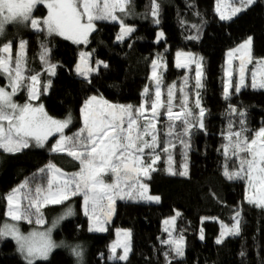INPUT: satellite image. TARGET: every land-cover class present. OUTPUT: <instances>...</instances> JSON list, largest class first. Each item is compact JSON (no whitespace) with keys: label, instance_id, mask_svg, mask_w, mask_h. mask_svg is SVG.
Listing matches in <instances>:
<instances>
[{"label":"trees","instance_id":"trees-1","mask_svg":"<svg viewBox=\"0 0 264 264\" xmlns=\"http://www.w3.org/2000/svg\"><path fill=\"white\" fill-rule=\"evenodd\" d=\"M217 0H156L159 15H151V0H131L124 22L133 26L134 32L124 40H116L119 24L110 20L94 21L95 29L89 34L84 48L90 51V62L94 71L86 77L80 76L75 68L81 56L82 44L75 43L57 34L42 31H19L14 34L23 37L27 44L26 71L28 76L38 75V95L33 103L43 106L50 117L65 119L71 116V123L65 128L66 136H72L84 127L80 108L92 94L104 101L121 105L137 106L141 101V90L148 80L151 59L163 54L165 69L160 86L161 101L166 104L168 88L175 85L173 111H180L179 85L188 77L185 93L195 115L191 79L192 66L186 70L174 65V54L178 49L201 56L203 88L200 93L201 106L205 109L204 128L192 129L190 137L184 139L190 144L185 158V149L175 134L167 140L175 145L167 153L158 149L160 159L150 177H141L147 184V193L156 195L159 201L140 199H116L109 207L106 231H90L86 214L82 213L83 194L71 196L62 204H48L42 208L44 224L18 222L22 230L42 228L70 206L74 214L53 231L52 237L62 241V247L53 250L48 260H36L34 264H264V208L250 204L246 199L247 179H228L225 172L240 169V160L232 155L229 132L246 129L242 133L249 141L256 139V133L264 128V89L249 86L235 91V77L231 78L230 96H224L225 53L240 41L251 37L252 57L264 56V0L244 8L228 20L218 17L214 4ZM43 16L46 9L37 5L34 11ZM119 16L124 13L117 11ZM159 20V24L155 20ZM10 27V26H8ZM8 28L7 30H10ZM157 30L163 33L156 40ZM195 37V38H192ZM4 40V39H3ZM42 45L48 49L46 60L41 59ZM103 61L104 64H97ZM55 68L49 73V65ZM48 77V85L42 86V77ZM3 80L0 77V84ZM149 89L145 97L147 105L155 91ZM24 97V96H23ZM21 97V98H23ZM18 99H21L17 96ZM27 98V97H24ZM230 106L237 109L236 113ZM160 108L159 125L170 121ZM239 111L244 116L238 115ZM243 119L244 124L241 125ZM177 131L182 132L180 121ZM231 125V128H230ZM161 128V127H160ZM54 137L44 145L29 146L19 152L0 149V225L5 218L6 194L14 186L29 181V187L47 185V174L40 173L49 161L64 169L75 171L79 163L66 152H52ZM233 142L235 138L233 137ZM165 140V141H167ZM161 142L159 148L164 147ZM152 151V150H151ZM147 151V152H151ZM172 160L169 162L168 156ZM242 156L246 154H241ZM250 158V157H249ZM187 163V175L179 172ZM171 167L177 174H170ZM27 205V201H23ZM171 232L184 239V255L177 256L167 241L168 232L161 219L174 213ZM235 211L240 212V230L216 243L223 222L228 223ZM116 227L130 230V249L125 261L108 259L109 243ZM199 232L203 239L198 238ZM79 246L82 256L77 258L73 248ZM0 264H26L17 253L14 242L9 238L0 241Z\"/></svg>","mask_w":264,"mask_h":264},{"label":"snow or ice","instance_id":"snow-or-ice-1","mask_svg":"<svg viewBox=\"0 0 264 264\" xmlns=\"http://www.w3.org/2000/svg\"><path fill=\"white\" fill-rule=\"evenodd\" d=\"M255 0H240L241 7L233 8L231 15L221 14L222 20L231 19L238 12L242 11L252 5ZM131 0H0V34L5 31V26L8 24H22L25 27L30 26L36 31H44L49 34L57 33L64 35L68 39H73L74 42L80 43L81 40L87 42V35L95 29L94 21L97 20H111L119 21L120 33L117 40H124L131 33L134 28L124 23V20L116 13H124L128 15V5ZM46 4L48 8V16L41 19L34 18L33 11L37 5ZM153 17L159 15V4L156 0H151ZM219 11V8L217 9ZM87 22H84V18ZM155 23L159 24L156 19ZM163 33L158 34L162 36ZM195 38V37H192ZM28 42L21 39L16 45L15 54L13 55V42L9 41L0 45V73L6 74L9 79V87L11 91H6L4 87H0V149L6 152H19L22 149L30 146V141L34 140L37 146H43L44 142L53 133H59L60 138L56 144L53 145L51 151L66 152L73 160L79 161L80 170L74 173H65L62 169L57 168L51 162L40 169V173L47 174V185L38 184L35 188L29 187V181L26 180L6 197L8 202V209L6 215L12 221L19 222L27 220L31 222L32 216H35L36 224H44L42 208L48 204H62L69 200L71 196L83 194L85 201V214H87V205L91 202L93 209H95L105 198L109 201L111 208L114 203L116 195L120 199L125 197L129 199H144L150 201H159L158 196L147 195V184L140 183V191L137 193L133 189L137 188L138 178L140 176L150 177V173L156 169L153 165L156 164L160 156L157 153L158 149L167 153L169 147H175L171 140L164 141V147L159 148L161 141L156 132L157 118L160 113L159 109L166 107L167 111L164 115L167 116L169 123V130L166 133L171 137L175 134L179 138L180 143L185 149V158L187 156V149L190 144L184 137H190L194 127L204 128L203 118L205 109L201 106L200 93L196 92L195 107L199 109L198 116L194 114L187 96L183 95L184 87H181L180 92L181 104L180 111H173V99L175 85L168 88V98L166 104L161 101L162 74L157 71L159 63L157 59L152 61V75L151 80L155 82V99L151 101L150 110L151 118L146 115L147 109L145 104L147 100L142 101L139 107L134 108L132 105H110L107 101H102L107 107L95 112L89 111L84 115V127L72 136L64 135V129L71 123V116L69 115L64 120H54L48 117L43 112V106L34 108L31 103L18 105L12 99L17 91L23 86L26 79L24 71L26 68V50ZM246 49L250 55L251 37L244 44L239 46ZM43 52L41 59L46 60L48 49L42 45ZM83 56V53L81 54ZM187 55L177 53V67H186L190 60L181 63L179 57ZM231 55V53H230ZM251 60H249V63ZM262 65L260 78L257 79V72H252L253 88L264 89V61H258ZM97 64H104L103 61H97ZM104 67H107L104 64ZM55 65H49L48 70L52 71ZM246 64L241 59L240 64V79L235 85V91L239 92L242 87H245ZM196 89H202L201 63H196ZM79 72V68H77ZM81 75H87L86 72H80ZM231 77V73H226ZM30 79L33 87L29 90V99L37 98V90L34 85L38 82V75H31L27 77ZM187 80L185 81V86ZM232 85L229 81L224 85V96L227 99L230 96L229 88ZM142 97L149 96V89L145 87L141 93ZM95 97L90 100H95ZM88 102H86V107ZM233 113L237 109L230 106ZM238 115L243 117V111H239ZM143 119V125L139 121ZM175 121H180L182 125V132H178V125ZM5 122H7L5 124ZM244 124L243 119L241 125ZM231 128V125H230ZM246 131L243 127L240 131L229 132V145L225 146V153L231 149L232 155L240 160V169L238 171L229 173L225 172L228 179H244L246 178L249 184L257 188L258 195L255 198H249L248 202L257 207L264 208V128H261L256 136L259 137V144L257 139L249 141L247 137H243L242 133ZM86 133V134H85ZM151 136L149 141L146 137ZM235 138L234 142L232 138ZM145 149L152 150L147 153L151 156V163L146 164L143 160L145 156ZM241 154H246L242 156ZM250 157V158H249ZM171 162V155L168 156ZM183 171L179 175H187V163L183 166ZM167 171L175 175L171 167ZM111 174L114 176L113 183H105L104 176ZM123 184V187H122ZM123 193L122 195H120ZM27 201V205L23 203ZM68 215L71 214L69 210ZM240 213L237 211L234 220L235 223L231 228H226L221 233L220 238L216 243H221L225 235H235L240 230ZM62 218V217H61ZM174 219V218H173ZM97 231H105L103 227L89 229ZM51 228L45 231L34 230L27 235L21 233L16 223H5L0 226V239L11 237L16 241L17 250L24 258L26 264H34L36 260H48L53 250L58 247L51 238ZM126 237H130V232H125ZM203 239V236H201ZM168 243V241H165ZM183 237L175 241V248L173 251L177 256H183L184 251L182 247ZM117 247L123 248V254H117ZM111 255L109 259H116L125 261L128 258V253L131 251L129 243H116L110 246ZM73 254L80 258L82 252L79 246L73 248Z\"/></svg>","mask_w":264,"mask_h":264},{"label":"rangeland","instance_id":"rangeland-1","mask_svg":"<svg viewBox=\"0 0 264 264\" xmlns=\"http://www.w3.org/2000/svg\"><path fill=\"white\" fill-rule=\"evenodd\" d=\"M41 5H43L44 8L46 9L45 14L43 16H40L39 14H36L34 12L35 11V9H34L33 16H34V18H38V19H41L42 20L43 18H45V17L48 16V8H47L46 4H41ZM214 7H215V10H216V13H217L218 17L220 18V15L221 14L231 15L232 9L233 8H236V7H241V4H240V0H217L215 2V4H214ZM218 8H219V11H217ZM116 14L119 16L118 13H116ZM119 17H121V16H119ZM121 18L122 19H124V18L126 19V15L123 14V17H121ZM84 22L85 23L87 22V18L86 17L84 18ZM115 22H117L119 24L118 33L116 35V40H117V36L120 33L121 28H120L119 21H115ZM124 23L126 25H128V26L133 27L129 23H126V22H124ZM8 26H10V27H8ZM8 28H11V29L10 30H7ZM19 31H36V30L32 29L30 26L25 27L22 24H8V25L5 26L4 33L3 34H0V45H3L4 43H7L9 41L12 42L13 37L10 38L8 36H12L14 34H18ZM42 32L48 33L46 29L44 31H42ZM54 34H57V33H54ZM89 34L87 35V38H86L87 41H88ZM158 34H160V30H157L156 38H155L156 40H158L160 38V36H158ZM57 35H59V34H57ZM59 36H61L63 38H66V36H64V35H59ZM21 39L24 40L25 38H23V37H17L16 36V45L19 43V41ZM66 39H68V38H66ZM248 39H249V37H247L246 39L240 41L239 43H237L236 45H234L230 50H228L225 53L224 85H225V82L226 81H229L231 83L232 76L235 77V83L234 84L235 85L238 84L239 79H240V71H239V69H240L241 59H243L244 62H245V64H246L245 74H244L245 85H247L249 87H252L251 84H252V72L253 71H256L257 72V79L260 78V72H261L262 65L259 64L258 61H264V56L263 57H259V58H254V57H252L251 53L249 55L248 50L242 49V48L239 47L240 45L244 44L245 41H247ZM68 40L74 42L73 39H68ZM86 43L87 42H84L83 40H81V42L79 43V44H82L81 54L83 53V56L82 55L80 56V58L78 60V64H77V66L75 68L76 72L80 76H82V77H86V76L90 75V73H92L94 71V69H95L94 66H92V64L90 62V59H91L90 51L88 49L84 48V46L86 45ZM15 50H16V47L13 49V55L15 54ZM177 53L187 54V55H181L179 57V60H180L181 63H184L186 60H190L191 61L190 63H188V65L186 67H183V68H185L186 70L188 69L189 66H192V68H193V74H192L191 79L194 82L192 84V89H193V98H195L196 97V92H197V89L195 87V85H196V71H197V69H196V63L197 62H200L201 63V56L200 55H197V54H194V53H192L190 51H186V50H183V49H178L175 52V54H174V65L175 66L177 65V59H178ZM230 53H231V55H230ZM154 59H157L158 60V63H159L160 66L157 69V71L162 74V79H163V71L165 69V61H164V58H163V54L161 53V54H156L151 59L150 69H149V73H148V80H147L146 84L144 85V87L142 88L141 93L144 91L145 87L153 88L154 91L156 89L155 82L150 79V77L152 75V61ZM249 60H251L250 63H249ZM77 68H79V70H80L79 72L77 71ZM48 72L51 73V71H48ZM80 72H86L87 75L86 76L85 75H81ZM229 72L232 74L231 77H229L226 74V73H229ZM23 74L26 77V79H25V81L23 83V86L20 88L19 91L16 92V94L12 97V99L18 105H24L25 103H31V105L34 108H39L41 106V104L40 105H37L36 103H33L32 102V100H35V99H32V100L29 99V90H30V88L33 87V84H32V82H31L30 79H27V77H30L31 75L28 76L27 71H26V68H25V71H24ZM0 77L3 80L2 84H0V87H4L6 89V91H9L10 92L11 91V88L9 87V79H8L7 75L6 74H3V73H0ZM186 80H188V77L187 76H184L182 78L181 84L179 85L178 94L181 93L180 92V89H181V87H184L185 86V81ZM41 82H42V86L43 87L44 86H47L48 85V77L47 76L42 77ZM39 83L40 82H39V77H38V82L34 85V87L36 88L37 91H38V85H39ZM174 91H176L175 88H174ZM184 93H185V87H184ZM17 96L20 97V98L23 97V96L24 97H27V98H24L23 97L21 99H18ZM92 97H95L96 99L95 100H90V98H92ZM90 98H88L85 101V103L83 104L82 109H84V114H87L89 111L95 112V111H98V110H101V109H104V108L107 107L106 105H104L102 103V101H104V100L101 97H99L98 95L92 94L90 96ZM154 99H155V94H154V97H153L152 100H154ZM144 100H145V97H142V95H141V101H140V103L137 106H135L134 108L139 107L140 104L142 103V101H144ZM151 101H150V104L149 105H147V103L145 104V108L147 109L146 115L149 118H151V110H150ZM86 102H88V106L87 107H86ZM108 104L113 105L112 103H109V102H108ZM114 105H121V104H114ZM159 112H160V109H159ZM198 114H199V112H198ZM48 117H50V116H48ZM81 117H82L81 120L84 122V115H82V113H81ZM51 118L54 119V120H61V121L64 120L63 118H54V117H51ZM166 118H167V116H166ZM144 122L145 121L143 119H141L139 121V123L141 125H143ZM155 122L157 123L156 132H157V134L159 136V140L161 142H164L165 140L168 139V136L166 135V133L168 132L169 127L165 123L159 125V123L161 122L159 116L157 118H155ZM6 123L7 122H5V124ZM64 135H65V133H64ZM51 137H54V139H53V141L51 143V149H52L53 145H55L56 142H57V140H59L60 134L59 133H53V135L52 136H49L48 139H50ZM146 139H148L150 141L151 140V136L146 137ZM256 139H257V144H259V137H256ZM30 146H37L34 140L30 141ZM147 151H151V150L150 149H145V153L146 154L143 157V160H144V162L146 164H150L152 158H151V156L147 155V153H149ZM50 162L52 164H54L57 168L62 169L65 173H74V172H78L80 170V163H79V161H77L79 163V167L75 171L64 169V168H62L61 166H59L58 164H56V163H54L52 161H49L47 163V165ZM153 167H155V165H153ZM141 177L142 176H140L138 178L137 188L133 189V191H135L137 193L140 191L138 185L140 183H143L141 181ZM103 178H104L105 183H113L114 182V179H115L114 176H112L111 174H106ZM19 185H21V183L18 184V185H16V186H14L12 189H10L7 192V194H6V197L12 192L13 189L17 188ZM122 187H123V184H122ZM245 193H246V197H249V198H255L258 195L257 188L251 186L248 181H247V184H246V191H245ZM122 194L123 193H121L120 195H122ZM146 194L147 195H151L149 193H146ZM151 196H156V195H151ZM116 199H119V195H116L115 200ZM137 199H139V198H137ZM140 200H144V199H140ZM144 201H150V200H144ZM150 202H154V201H150ZM103 203L104 204L109 203L108 199L105 198V200L103 202H101L95 209H93L91 202H89V204L87 205L86 220H87V224H88V228L89 229H90V227L93 228V229L98 228V227H103V228L107 229V224L109 222L108 221L109 207H107V208L102 207ZM7 209H8V202H7V199H6L5 218L2 220L0 226L4 225L5 223H9V224L16 223L17 226L19 227L21 233H23L25 235H27L28 233H30V232H32L34 230H37V231H45L46 229L51 228L52 229V231H51V238H52L53 242L56 245H58V247H56V248L62 247L63 246V244H62L63 242L61 241L62 242L61 243L60 241H56V240L53 239V237H52L53 231L61 224V222L63 220L72 217L73 214H74L73 207L70 206L64 212H62L59 215H57L56 217H54L49 222V224L47 226L42 227V228L32 227V228H29L28 230H22L20 228V225L18 224V222L12 221L11 218L6 215ZM81 209H82V213L85 214L86 206H85L84 196L82 197ZM69 210L71 211V214L70 215L67 214ZM176 212L177 211L174 210V213L173 214H170V215H168V216H166V217H164V218L161 219V223H162L163 227L169 233L168 234V237H167V241H170L173 249L175 248V241H178L182 237V236H174L173 233L171 232V228L173 227V224H174V219H175ZM236 212L237 211H235L232 214V219H231L230 222H228V223L223 222L222 223V225L220 227V230H219V234L217 236V239L220 238L221 233L224 232L226 230V228H231V226L235 223V220L233 218H234ZM92 231H97V230H92ZM126 231L127 232H130L129 228H127V227H116L114 229V237H113V239L109 243L108 259H109V256L111 255V248H110L111 245L116 244V243L123 244L125 242L129 243V245H130V237H126L124 235V233ZM99 232H102V231H99ZM201 236H202V233L199 232L198 238L201 239ZM227 236H229V235H225L223 237V239L225 237H227ZM7 238L11 239L14 242V244L16 246V250H17V247L18 246L16 244V241L14 239H12L11 237H7ZM0 241H1V239H0ZM182 247L184 248V239H183ZM116 252H117L118 255L119 254H123V248L122 247H117ZM17 253L24 260V258L22 257V255L18 252V250H17ZM78 264H80L79 261H78Z\"/></svg>","mask_w":264,"mask_h":264},{"label":"crops","instance_id":"crops-1","mask_svg":"<svg viewBox=\"0 0 264 264\" xmlns=\"http://www.w3.org/2000/svg\"><path fill=\"white\" fill-rule=\"evenodd\" d=\"M34 75H35V74H34ZM82 107H83V105H82ZM82 107L80 108V115H81V113H82V111H81V110H82ZM43 112H44V111H43ZM81 119H82V117H81Z\"/></svg>","mask_w":264,"mask_h":264}]
</instances>
